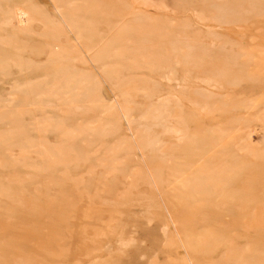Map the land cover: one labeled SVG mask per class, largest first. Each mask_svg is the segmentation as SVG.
<instances>
[{"label":"rangeland","instance_id":"1","mask_svg":"<svg viewBox=\"0 0 264 264\" xmlns=\"http://www.w3.org/2000/svg\"><path fill=\"white\" fill-rule=\"evenodd\" d=\"M0 264H264V0H0Z\"/></svg>","mask_w":264,"mask_h":264}]
</instances>
